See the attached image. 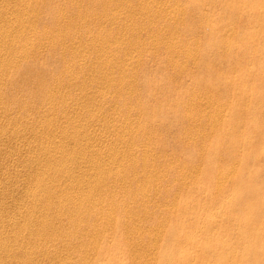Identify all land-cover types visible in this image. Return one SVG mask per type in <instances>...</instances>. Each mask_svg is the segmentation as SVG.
Listing matches in <instances>:
<instances>
[{"label":"rangeland","instance_id":"374dc122","mask_svg":"<svg viewBox=\"0 0 264 264\" xmlns=\"http://www.w3.org/2000/svg\"><path fill=\"white\" fill-rule=\"evenodd\" d=\"M2 1L3 0H1V2ZM4 1H6V0H4ZM7 1H9L10 3L9 2L8 3L7 2H3L2 3L3 7L0 8L1 10L5 9L7 11V10H10L11 8L13 10V8L20 7L24 3L23 0H21V1H18V0H16V1L15 0H7ZM13 1H15V5H14ZM56 1H57V3H56ZM73 1L74 0H71V1L70 0H60V3H59V0H55V2H54V0H51L52 4L54 6L53 8H51L48 5L49 3H51L50 0H46L45 2H42L41 0H36L32 4V6L33 7H37L36 5H38L37 8L40 10V13H41L38 16V22L36 23V28L37 27L39 28V29L37 28V31L38 32L40 31V32L43 33L46 30V31L50 32V31H53V28H54V30H56V29H58L59 27H62V26H63L62 28H65L66 25L68 27H74L75 26L74 23L76 24L77 19H75L76 17L74 18V15H72V14H75L77 12V10L79 9V11L84 12L88 16V20L87 21L86 20L83 21V22L86 23V25L88 24L87 26L89 27V30H88L89 31V35H87V37H90V35H91L90 31L91 30H92L91 31L92 35H93V33H97V32L103 33L102 35H104L106 33L108 35L111 34L110 35V36H112L110 38L111 39V43L114 44V42H115V44L111 45L110 51L112 49V52H110V53L113 54L114 51L118 50V52H115V53L117 55H119V56L122 55V54L124 55L123 51H126L130 55H135L137 57L139 55H141V56L138 57V58H140V60L138 59V61H137V59H136L134 61V63H136V64H134L135 66L140 64V66L138 67V73L133 74L131 79H130V76H131L130 73L129 74L127 73V75L125 74V76H128L127 80H132V81L136 82L135 83V87H137V86L139 87L140 86L139 89L141 91L139 90V95L136 94V97H135L136 99L132 97L133 94L131 93V91H125L126 95L128 97V101L130 100V96H131L130 102L127 101V102H125V104L123 103V105H122L121 102H124L122 99L119 100L120 102L119 101L117 102L118 104L115 101H111V103L106 104V106H102L103 107L102 108L100 106L101 104H96V103H100L99 101L101 99H98V102L96 101L95 103H93L94 101L90 102L85 97L84 101L87 104V108H89L90 110H91V108H93L91 111H94L96 109V107L98 106L99 107V108L97 107L98 110L96 109V111H94L93 113H96V114L98 113L97 114L98 116L101 114L100 117L102 119H104V117H102V115L104 114L106 116L105 119L108 120V118H109L110 120H112L111 121L112 122L111 125H114V124L117 125L118 124V126H120V125L122 126V125H125L124 122H126L127 118H125V121L123 119L115 121L113 119L114 118L113 115L114 114L116 115V113H118L122 109H124V108L129 106L128 108H130V110L132 108L131 112L133 113V114L130 115V117H131L130 120L132 119L131 121H132V123H134L133 126L135 127L138 124H139V126H145L147 124V119L149 118V116L148 115H144V113L141 114V115H136L135 110L136 109L138 110L139 104H141L142 102H150V103H152L155 99H160V98H161L162 103H164V104L165 103L167 104V102H169V105H167V106L165 105L164 106V108H166V110H165V113L163 114V116H161V118L156 120V126L157 127L155 126V130H156L155 133H158V134L153 133V135L156 136V137H154L151 133L148 134V136L150 138L152 137V139H154V144L145 145L146 144L145 140L144 139L141 140L140 138L134 141V147L136 148V149H134V152L136 150H140V152H142L141 149L143 150L145 148V146L149 145L147 147V149H148V153L150 152V154H148L149 157L148 156L147 157L149 158V162L152 163V164L149 163V166H151V165L153 166L155 164V160H156V164L153 167L151 166L149 169H148V167H149L148 166L147 169H145V173L144 174H142V173L138 174L139 176L138 175L137 176H132V174H130V179L131 180L130 179L127 180V183L125 185V189L124 188L122 189V187H124L122 182L121 183L120 182H115V180H116L115 178L116 177H114V179H113V176L109 178V180L112 181V182L109 183L108 187L110 186V188L113 191V193L114 192L115 193H114V195H110V193H108L109 194L108 197L110 196V198L114 202L117 201L118 204L119 203L120 204L123 203L122 207L126 204L123 207L124 211L126 212L128 210L131 213V217L135 218L134 220H135V222H137L136 226L139 224L138 225V229L140 230V233L142 234L141 235L142 237L140 236L138 238V239H141V240L138 241V243L141 244L139 246L143 247L142 249H144V250L150 249V247H151V250L153 252V255H151L153 258H151V256L148 257V258L146 257L147 259L145 258V260L142 262V264H144V262H146V260H147V264H154V263L155 264H160V258L162 257V255L164 254L165 251L168 254V256L172 255L177 260H184V258H186V259L190 258L191 259V260L189 259L190 260V264H264V246L259 241H254L253 239L248 238L249 236L251 237V236L258 235V234L260 235V234H263V232H264V223H263V221H264V209H263L264 195H260V194H257V193H254V194L250 193V190L252 188L251 186H253V185H254L253 187H256L258 189V191H255V192H261L264 189V138L262 137V134L264 135V113H262V111H261V107H262L261 99L264 100V82L262 81V76L260 75L261 74L260 72L262 70H264V9H262L260 7L253 8L254 7L253 3H251L249 5H244L243 4V5H240L241 6L240 12L236 13L238 11L237 10L235 12V14H232V15H235V16H233L234 18L228 19L227 10H225L223 8V6L220 5L219 3L214 4V3H211L209 0H197L199 5H198V8H196V9L194 8V6L192 4V0H187V1L186 0H183V1L182 0H179V1L178 0H171V1L167 0L166 2H165V0H163V1L159 0V5L163 6V3H166V4H164V8L166 9V6H167V11L168 12L164 13V15L161 14L162 17H160V15L158 17L155 16L156 19H154V17H149L148 14H146L144 12L142 13V11H140L141 14L139 12H136V14L132 15L133 14L131 12L132 8L128 7V6H129V4L130 5H138V4H140L139 1H138L139 3L136 4L137 3L136 0H129V1L127 0L125 5H123L120 2L114 3V5L111 6L112 8L109 7L110 9L108 8V9H106V11H105V9L103 10L104 7H101V5H99L98 3L94 2V1H93L94 3H92L91 0H84L82 2L78 1L75 5L72 3ZM107 1L109 2L110 0H106V3H107ZM131 1H132V3H131ZM145 1H147V0H145ZM151 1H153V0H150V2ZM156 1H158V0H156ZM178 2L181 5H178L179 4ZM19 3H20V5H19ZM40 3H42V5ZM78 3H80V4H78ZM172 3H174V4L177 3V4L174 5ZM233 3H236V2L232 1V4ZM7 4H9L8 5L9 7L7 6ZM62 4L64 5L63 8H62V6H63ZM117 4L118 5L120 4V7ZM171 4H172V6H170ZM46 5H48V7H50V9L49 8L47 9ZM121 5H123V6H121ZM75 6H78V7H75ZM96 6H98V7L100 6L102 9H99ZM113 6H115L114 8H116V9H114ZM181 6H184L185 10ZM202 6H203V8H202ZM55 7H56V10H54ZM117 7L120 8L121 11L119 9H117ZM170 7H171V9H170ZM172 7H173V9H172ZM42 8H44V9L42 10ZM72 8L74 9V11H72L73 10ZM181 8L184 10V12L181 11L182 10ZM67 9H68V11H67ZM82 9H84L86 11H84ZM126 9H127V11H126ZM175 9H179V10H175ZM12 10H11V12H12ZM63 10L65 12H63ZM129 10H131V11H129ZM172 10L177 11L179 13L181 12V13H180V15L178 13L179 16L177 15V17H175L176 15L174 13H172ZM103 11L104 12H108V14L104 13ZM116 11L117 12L118 11L121 12V14L119 12L117 13ZM124 11H126V12H124ZM170 11H171V13H170ZM8 12L11 13L10 11H8ZM61 12L65 13V19L61 20L60 22L59 21L58 22L55 21L56 20L55 18L60 17L59 15H60ZM73 12H75V13H73ZM92 12L94 14H96L95 12H97V13L100 12V13H104V14H106L108 16L111 13H112V15L117 13V16H119L120 19H122V20H120L121 22L119 21V24L118 23L112 24L110 22V25H109V21H107V20H105V22H107V23H105V22H102L104 20H100L99 21L98 19L92 18V15H94ZM128 12H129V14H128ZM203 12H204V14H203ZM9 13H8V15H10ZM52 13H54V14L52 15ZM58 13H59V15H58ZM183 13H185L184 17H182ZM232 13H234V12L232 11ZM69 14H71V15H69ZM143 14H145V16H143ZM8 15H7V17H8ZM11 15H13V14H11ZM112 15H110V16H112ZM122 15L125 16V17L123 16L124 19L121 17ZM128 15L132 16L134 19L130 18V16H128ZM139 15L140 16L142 15V16L139 17ZM192 15H193V17H192ZM127 16H128V18H127ZM12 17L14 18V16H12ZM181 17H182V19H181ZM203 17H205V18L203 19ZM1 18H3V20L6 21L5 20L6 18H4V17H1ZM90 18L93 19V20H90ZM150 18H152L153 20L152 19L149 20ZM226 18H227V20H226ZM126 19L127 20L129 19L128 21H130L131 19L132 20L130 22H127ZM208 19H209V21H208ZM3 20L0 21V24L2 23ZM48 20H50V21H48ZM142 20H144V21H142ZM214 20H215V22H214ZM4 21H3V23H4ZM167 21H169V22H167ZM205 21H206V23H205ZM79 22H81V21H79ZM83 22H82V24L85 25V23H83ZM100 22H102V23H100ZM149 22H151L153 24L151 25V23H149ZM163 22H164V25H163ZM181 22H182V24H181ZM69 23H70V25H68ZM98 23L100 24L99 27H97L99 25ZM146 23L150 24L153 28H151V26L148 27L146 25ZM160 23H162V24H160ZM103 24H105V27L103 26ZM123 24H128V25L125 26ZM139 24H141L142 26L139 25ZM224 24L228 28H231L233 26L231 34H228L226 31H225V33H223L224 30L223 31H219L218 30L219 26L220 25L224 26ZM53 25H54V27L52 28ZM56 25H58V26H56ZM158 25H160V26H158ZM165 25H167V27ZM108 26H109V28H108ZM119 26H122V27H119ZM138 26H139L140 29L143 28L141 30L139 29L140 33H138V31H137L138 30ZM156 26H158V27H156ZM193 26H194V28H193ZM101 27H102V29H99ZM125 27L126 28L128 27V28L126 29ZM161 27H162V29H161ZM206 27H208V28H206ZM97 28L99 29V31L97 30ZM115 28L118 29V30H116ZM148 28H150V29H148ZM183 28H185V29H183ZM195 29H196V33L194 34ZM103 30H105V33L103 32ZM120 30H121V32H120ZM123 30L124 31L126 30L128 32H123L124 35H121ZM37 31L33 30V32H32L30 30L27 33V35L28 36L31 35L30 37L32 38V35L33 34L35 35L34 32H37ZM70 31L73 32V34H74L75 31H78V29L75 30V31L70 29ZM110 31H111V33H110ZM113 31H116L118 33L115 34V32L113 33ZM130 32H131V34H130ZM148 32H150V33H148ZM168 32H170V33H168ZM173 32H175V33H173ZM178 32H179V34H178ZM198 32H199V34H198ZM214 32H219L217 36L223 38L224 41H228V40L233 41V43L235 45L232 43V45H233L232 46V54H228V52H226V51L221 52L223 50H220V51L214 50V52H216V56H215V53H213V51H212L213 49L207 48V46L205 44V40H207V37L211 33H214ZM76 34H74V36L78 37V35L79 36L81 35L80 31L76 32ZM118 34H120L121 37L122 36L123 37L121 38L120 35H118ZM148 34H150V35H148ZM152 34H153V36H152ZM173 34H175V35H173ZM181 34H183V35L181 36ZM186 34L190 35V36L188 35L187 39H186V37H187ZM34 35H33V41H34V43L36 45L33 44L32 48H31V51H30V53L32 55L31 56L32 58L29 57V56L28 57H24L23 55H21L22 58L20 56L17 57L18 56L17 54L13 55V54H11V52L9 54L8 53L6 54V56L8 55L9 57H12L11 55H13L14 58L12 57V59H14V60H16V58H19L17 60L19 62H21L20 63V68L22 67V68L25 69L29 65L32 66V67L34 66L35 67V68L33 67L34 70L37 69V71L40 68H46L47 71L49 73H51V74H54L57 71H59V69H61L62 73H61V71H59L57 73H59L58 75H60V74L62 75L63 72H64V68H65L64 64L65 63H66V66H68V64L69 63L71 64L72 61H73L72 63H74L75 61H77V63H78L79 61H81V59H84V58H88L89 60H91L90 59L91 57L88 54H87V56L83 54L81 57H80L79 54L76 55L77 57L74 55V57H75L74 58L69 53H67V51H65L64 49H63V51L66 52V53L62 52V50H61L62 47H59V48H56V49L52 48L49 45V41H50L49 39H45V40L40 39L41 42L40 41L38 42V40L35 41L36 37ZM113 35H115L114 38L116 40L113 38ZM125 35H127V37ZM131 35H133V36H131ZM135 35H136V38H134ZM160 35H161V37H160ZM163 35H164V37H163ZM166 35L168 37H170V38H167ZM197 35H198V37H196ZM128 36H130V38L132 37L131 38L132 40ZM87 37H86V39H83V44L82 45L84 46L86 44V46H84V49L91 47V45H96L98 43H101V41H102V39L100 40L99 38H95L96 40L91 39L92 42L93 41L94 42L97 41V42H95L96 44L95 43L91 44L92 42L91 43L89 42V41H91L90 38L87 39ZM142 37L144 38V40H143ZM154 37H155V39L156 38H159V39L161 38L162 40L161 39L160 40L156 39V43H155ZM181 37H182V39H180ZM189 37H191V38H189ZM124 38H126V39H124ZM201 38H202L203 41H201ZM97 39H99V42H98ZM117 39H118V41H117ZM119 39H122L121 40V42L123 41L122 43H124V40H125L126 43L123 44L124 47H131V48H134L136 50L132 49L134 51H130L128 48L126 50H123L124 48L120 49V45L122 43L120 42ZM70 40L71 39L65 40L66 42L68 41L69 43L67 42L68 46H66L67 43L65 42L63 48H65L66 50H70V48L71 49L74 48L75 51H78V50L80 51V49L84 50L82 48L83 46H81V43H82L81 40H80L81 43H78V41H79L78 39H77L78 41L73 39L74 40L73 42L70 41ZM85 40H87L86 43L84 42ZM152 40L154 41L153 44H152V42H153ZM178 40L179 41L181 40V41L179 42ZM75 41H77V42H75ZM129 41H131L133 44H131V42L129 43ZM138 41L141 42L143 45L139 43L140 44V46H139L138 45ZM163 41H165L168 45H169L170 42H174V43H176V45H179V47H181V51L183 49L184 50L182 52H180L177 55V57H174L173 60H170V57H169L170 56V54H169L170 52L168 50V45H165V42L163 43ZM185 41H187L188 44ZM117 42H120L121 44L117 43ZM196 42L199 45H195ZM43 44H46L47 46L43 45ZM73 44L75 45V47L76 46L77 47L75 48ZM78 44L80 46V49H79ZM134 44H135L136 47H134ZM88 45H90V46L88 47ZM118 45H119V47H118ZM184 45H185V47H184ZM137 46H139V47H137ZM164 46H165V48H164ZM152 47L153 48L155 47V48L153 49ZM77 48H78V50H76ZM143 48H145V49H143ZM190 48H191V51L192 50L193 51L198 50L196 52V56H197L196 61L191 60V59H187L186 52ZM57 49L60 50L61 52L58 51ZM158 49H159V52H158ZM185 49H186V51H185ZM56 50L58 51V54H57ZM148 50H149V52H148ZM167 50H168L169 53L167 52ZM136 51L138 53L139 52L140 53L139 54L135 53ZM142 51L144 53H142ZM163 51H164V53H163ZM189 51L190 50H188V52ZM150 52H151L152 55L150 54ZM152 52H155V54L152 53ZM204 52L208 53V57L203 58V56L201 54L204 53ZM54 53H55V55H54ZM62 53H63L64 56L62 55ZM35 54H36V56H35ZM68 54H69V57H68ZM160 54H162V55H160ZM180 54H181V56H180ZM167 55H168L169 58L167 57ZM210 55H211V57H210ZM33 56H35V57H33ZM50 56H52V58ZM59 56H61L62 58L59 57ZM53 57H55V60H53L54 59ZM58 57H59V59H57ZM141 57H142V60H141ZM198 57L200 58V60L198 59ZM65 58H66V61H68V60H70V61L66 62ZM76 58H77V60H74ZM166 58H167V60H166ZM185 59H186L187 65H186L185 62H183V63H185V65L182 64V61H185ZM201 59H203L204 62L206 61L207 63H203L202 62L203 60H201ZM57 60L59 61V63L57 62ZM125 60H123L124 62L121 61L117 65V67L120 66V65H123V64L125 65L126 64ZM209 60H210V62H209ZM212 60H214V61H212ZM64 61H65V63H64ZM139 61H141V62L138 64L137 62H139ZM178 62H180V64H182L183 67H185V71L182 72V73H179L180 71L177 72V70H181L182 69L180 67L178 68V65H179ZM191 62H193V63H191ZM233 62H235V64ZM201 63H203V64H201ZM205 64H207V66ZM0 65H1V63H0ZM58 67H60V68H58ZM154 67H155V69H154ZM166 67H168V68H166ZM14 69L15 68L7 69L6 71H9V72H8V75H7V73H4V74H6V76L4 74L0 75V77H2V76L4 77V79H3V77L0 78V83L2 82L0 84L1 85L0 86V91H1L0 95L3 96V97L0 96V100L5 102V103L3 102L4 105L2 106V108H4V110L0 107V111H1L0 112V129H1L0 131L9 132V131L13 130L14 127L15 128H17V127L18 128H22V121L25 120L24 119L25 117H26V119H28V118H31V116H32V118L33 117L35 118V117H39V116L41 117V115H42L43 118L41 117L40 120L49 117V116L46 115V112H45V110L43 108V107L46 106V105H44L45 101L43 102L40 98H37L38 99V101H37V99L33 96V94H30L31 92L32 93H36L37 92V90H34V89H36V87H34L35 84L34 85L32 84L33 85V90H32L31 89L32 85H30L31 84V80H29L30 78L28 79V78H26L24 76L20 77L18 72H17L18 68L15 69L16 71ZM169 69H170V71H169ZM216 69H217V71H216ZM77 70H78V67H77ZM77 70L74 71L75 75L78 74L77 72L80 70V68H79L78 71ZM94 70H96V69H94ZM94 70H92L91 74L92 73L94 74V72L96 73V71H94ZM107 70H108V72H111V70H112L111 74H113V72H114V74H113L114 76L110 74L112 77H116L117 76L116 78H118L122 74V73H118L119 70L117 68L116 69H113V68L110 69L109 68V69H106L105 71H107ZM37 71L35 70L34 73H32L34 76L36 75V77H37ZM194 71L195 72L197 71V72L195 73ZM82 72H86V70L83 71L81 69L77 76H80L82 78V75H84V73H82ZM218 72H220V73L218 74ZM119 74H120V76H119ZM230 75H231V77H230ZM168 76H170V77H168ZM185 76H186V78H185ZM10 77H11V79H10ZM133 77H134V79H133ZM178 77H180V78L178 79ZM205 77H206V79L211 77V81L213 83V85L211 87V90H212L213 94L220 95L222 100L219 102V104H216V105H214V104L211 105L210 104L209 107H207L208 105L201 106L200 104H198V101L196 102L197 104H194L193 102H190L189 103L190 107L186 106L187 109H185L184 113L182 115H180V116L176 115V113L178 111L175 112L176 111L175 109H177V104L181 102V96L177 97V95L174 96L171 93L169 94L168 91H166V90H161V89H157L156 88V87H158L160 85H164L165 83L166 84H172L178 90H180L182 92H185V91L194 92L192 94H195L196 97L200 96V97H198V99L202 98V99H204V101H207V103H209L208 101L210 100V98L203 91H201L199 89H195V86H194L196 81H197V79L200 81V80H202ZM7 78H9L12 81H10L9 79L7 80ZM189 78H190V80H189ZM230 78H233V79L231 80ZM27 79H28V81H26ZM3 80H4V83L6 82L5 85L3 84ZM8 81H9V83H8ZM17 81H18V83H17ZM148 81L151 83V85L149 87L150 89H147L146 85H145L146 82L148 83ZM159 81H160V83H159ZM204 81H206V80H203V82ZM13 82H14V84L15 83L19 84V82H21L20 83L21 85L20 86L18 85L20 87L19 91H18L17 85L16 84L14 85ZM244 82H245V86H244ZM7 83L8 84H10V83L13 84L14 88H12L11 84L8 85ZM88 84H89V82H88ZM6 85L8 86V88H6L7 87ZM89 86L93 87L92 84L91 85L89 84ZM74 87H75V85L73 87L69 88V92L67 90L68 88L64 89L66 95H70V94L72 96L79 95V94H77V93H79V92H77V91H79L78 87L76 86V90H75ZM179 87H180V89H179ZM222 87H223V89H222ZM144 88H145V90H144ZM255 88H256V93L251 91L252 89H255ZM1 89L2 90L10 89V90L8 91V94H7V91H2ZM15 89H16V92H15ZM25 91L28 94H26ZM64 91H62L63 94H64ZM228 91H229V93H228ZM4 92H6V93H4ZM112 92L115 93L114 89L112 90ZM128 92H130L131 94H129ZM14 93H16V97L14 96L15 95ZM111 93L109 92L107 94L108 98L110 96L109 94H111ZM11 94L12 95L14 94L13 97L9 96ZM7 95H8V97H6ZM71 95H70V97H72ZM30 96H33V97H30ZM150 96H151V98H150ZM17 97H18V99L20 98L19 100L22 103H20L19 100L16 99ZM169 97H171V100L168 99ZM205 97H207L208 99L205 98ZM12 98H14V99H12ZM30 98H31L32 101L29 100ZM33 99H35L36 101H33ZM37 102H39V103H37ZM258 102H260V103H258ZM28 103H29L30 106L28 105ZM90 103H92L93 105L90 104ZM263 103H264V101H263ZM33 104L34 105L37 104L38 106L35 105L37 108L35 106L31 107V105H33ZM40 104H41V106L43 105V107H41ZM171 104H173V105H171ZM21 105L24 106L25 108H23ZM25 105L28 106V108ZM119 105H122V106H119ZM220 105L223 106V107H221ZM111 106H112V109H111ZM39 107H41V108H39ZM114 107H115V109H114ZM117 107L120 110H118ZM216 107H217V110L218 109H220V110L224 109V112H223L224 117H222V119H221L222 122H221V120H219L217 122L214 121L213 122L214 125L213 124L212 125L214 127L218 128V129H226V128H228V126H230L228 124V122L232 119V126H230L231 127L230 131L233 132V129H234L238 133L237 134V141H238L237 145H238V147H237V150L235 152L236 154L234 153L232 159H230V160H228L226 158L225 154H221L219 156H216L217 154L215 153V151H210L211 147L215 148L213 146H215L217 142H219V144H223V145L224 144H228L230 142V140L229 139H225L226 136H223L222 138H220L217 135V133L214 131L215 129L213 128V126L211 124L205 122V121H196V122H193V123L188 121L189 120L188 118L190 116H197V115L206 114V116L210 117L213 112L217 111V110L215 111ZM188 108H190L189 111H188ZM22 109H23V111H21ZM34 109H35V111H34ZM100 109H102V110H100ZM24 111L26 112V114H25ZM28 111H30V113L32 115L30 113H28ZM100 111L102 113H100ZM185 111H186V113H185ZM248 111L255 112L256 113V117L249 116L247 114ZM6 112L8 113L7 115L5 114ZM15 112L17 114L16 116H14ZM23 112H24V115H23ZM258 113H260L259 116L257 115ZM185 114H188V115H185ZM12 115H13V117H12ZM112 116H113V118H111ZM9 117H10V119H8ZM182 117H183V119H182ZM87 118H88V116L86 117V119H85V117L84 118H82V117L81 118H75L77 121H73V123H72L73 126H72V124H71V126L69 125L70 128L74 127V125H77V124L80 125L79 124L80 121H81L80 122L81 125L82 124L83 125L88 124ZM142 118L145 119V122L143 121ZM12 119H13V121H12ZM83 119H84V121H83ZM37 120H39V119L37 118ZM78 120H79V122H78ZM110 120H108V121H110ZM253 121H255V122H253ZM76 122H78V123L76 124ZM143 122H144V124H143ZM161 122L165 126L164 125L162 126ZM172 122H173V124H172ZM179 122H181L180 125H179ZM187 122H190V123L187 124ZM182 123H183V125H185V127H183L181 125ZM215 123H217V124H215ZM193 124H196V126H194ZM19 125H20V127H19ZM36 125H40V124L36 123ZM170 125H171V127L169 128ZM177 125H179V126H177ZM181 126L185 129V132H184V129H183V131L181 130L182 129ZM252 126H254V129L260 127V130L262 132H254V131L248 132V130ZM105 127H108V126L107 125H105V126L100 125V126L95 127L96 129L92 127L91 129L94 130L93 131L94 133L91 132L92 130L90 129V132L93 135L94 134H96V135H104V140L105 139L107 140V141L105 140L106 142L104 141L105 149L103 147V149L105 150V151L104 150L103 151L106 153L105 156L107 154H109L111 151L112 152L110 154H113V153L117 154L116 152L119 151L118 154L122 155L124 153V151L130 150L129 146H125V147L122 146V148L121 149L118 148V150H115V148H113L116 152L114 150H112V145L115 146L116 144H118L120 137L118 135H116V134H111V131L108 130V128H106L108 130L107 131L105 129ZM136 127H138V126H136ZM160 128H162V129L160 130ZM179 128H180V130H179ZM103 129H104V131H103ZM164 129H165V132H164ZM170 129H172V131ZM71 130H73V128ZM106 131L108 133H105ZM198 132H200V133H198ZM82 133H83V131H82ZM181 133L184 134V135H182ZM109 135H111V136H109ZM179 136H182V137H179ZM241 136H244L245 139H242ZM246 137H247V139H246ZM160 141H161V143H160ZM179 141H180V143H179ZM223 142H225V143H223ZM109 144H111V145H109ZM6 145L9 147L12 144H11V142H5V143L0 142V165L3 162L2 165L0 166V171H1L0 172V181H2V182L4 181L5 182V180H6V183H4V182L0 183V194L1 195H3V194L5 195V196L3 195L4 196L3 198L0 197L1 199H3V200H0V202H2V203H0V213H1L0 214V216H1L0 220L2 222L3 221L5 222V220L8 221L9 218H7V217H11V215L15 216L14 212H15V214L19 213V211H21L22 209L27 207L25 204L28 205L30 203L31 199L33 200V198H31V197L30 198H26L28 196L25 194L26 190L29 187H31V185H32L31 178H27V176H22L23 173L24 174L26 173V171H27L26 169L27 168L23 167V164H22V167L17 168L18 165L14 166L13 165L14 162H11V161L7 160V158H8L7 156L9 155L8 153L10 151V147L8 148ZM108 146H111L110 149L108 148ZM4 148L7 149L8 152H6V150H4ZM106 149H109V153L106 152L107 151ZM3 151H5V152L2 154ZM258 153H260V154H258ZM261 153L263 154V156H261ZM137 154H138V157L140 156L138 158L139 161H140L139 165H141V167H142V165H143V162H141V161H143L142 160L143 156H141L142 153H137ZM210 154H212V155H210ZM248 154H258V155H260L259 156L260 158H259V160H256V161H253V159H251L248 162H245L243 160V158L246 155H248ZM152 155H153V157H152ZM1 158H3V159H1ZM4 158H6V159H4ZM153 158H155V160ZM152 160H154V162ZM232 160H234V161H232ZM157 162H159L160 164L157 163ZM225 164H227V165H225ZM160 165H161V167H160ZM214 166H216V169L219 168L217 170V173H219L218 175H217V173L210 172V169L214 168ZM141 167H139V168H141ZM152 168H153V170H152ZM155 168H157L156 171H155ZM22 169H23V171H22ZM224 169H225V171H224ZM146 170H149V171L147 172ZM115 171L116 170H113V172H115ZM150 171L153 172V175L149 176L148 173L152 174ZM162 171H163V173H162ZM145 175H146V177H145ZM4 176L10 177L11 179L10 178L6 179ZM114 176H116V174H114ZM147 176L149 178H147ZM138 177H139V179H138ZM150 178L152 179V184L151 185L148 183V180H146V179H150ZM157 178H158V180H157ZM7 180H9V181H7ZM129 181H131V182H129ZM220 181L221 182L224 181V182L221 183ZM29 182H31V183H29ZM28 183H29V185H28ZM113 183H114V185H113ZM148 184H149V186H148ZM218 184H220V186ZM251 184H253V185H251ZM141 185L144 186V187H141ZM145 185L148 186V188ZM197 185H198V190L196 189ZM20 186H21V188H20ZM155 186H156V188H155ZM204 186H205L206 189H202V187H204ZM216 186L218 187V190H216L217 189ZM24 189H25V191H23ZM2 190H3V192H2ZM18 190L21 191V193L23 192L22 196H21V193ZM115 190H117V191H115ZM148 190H150V191H148ZM238 190H240V191L238 192ZM28 191L29 190H27V193H28ZM156 193H157V196L155 195ZM13 194L17 198H15L13 196ZM175 194H177L178 196L175 195ZM10 195H11V197H14L15 199L11 198ZM141 195H143V196H141ZM146 195H148L149 197L146 196ZM6 197H8L7 200H6ZM143 197H144V200H143ZM26 199H29V200H26ZM151 199H152V201H151ZM225 199L228 200V201H226ZM14 200H17V202L14 201ZM216 200H217V202H216ZM13 201L17 205H19V207H17L16 204ZM220 202H222V203H220ZM3 203H4V205H3ZM21 204L23 206H26V207L20 206ZM1 205H3V206H1ZM187 206H191V208H190L191 211L190 212H187L184 216L177 214V209L185 208ZM106 208H104V210L101 211L102 214H104L107 211ZM7 211H9L10 213H8ZM2 213H4L5 215L2 214ZM37 213L39 214V212H37ZM124 213H119V212L115 213L114 217L117 218V219H120V218L124 217L126 220H128L127 217H125V215H127V214L124 215ZM228 213H230L229 215H231V217H232L230 221L228 219ZM6 215H7V217H6ZM146 216H147V218H146ZM163 216H164V218H163ZM164 219H166V220H164ZM2 222H0V224H3ZM66 222L67 221H65L63 223L62 228L67 229L66 226L69 223L68 222L66 223ZM94 222H95V224L97 223L96 220L91 219L90 223L93 224ZM259 222H260V224H259ZM24 223L26 224V222H24ZM32 225L33 224H31V226ZM34 225L36 227H34V226H32V227L34 229L37 228V225L36 224H34ZM97 225H100V221H98ZM12 227L13 226H11V228ZM102 227H103L102 225L99 226V228H100L99 229L100 238H102V236H103L102 233L103 232L106 233V235H109L107 239L102 241V246H104V247H106L108 245L111 246L114 243V241H115V239L113 238V234L116 232L115 228L111 229L110 226H106V225H105V229H104V227L103 228ZM4 228L3 229L1 228L2 231L0 229V231H1L0 235L1 236H2V232H5L7 234L9 233L6 236L12 237L13 240H15V239H17L19 237L18 238L20 240L19 243L23 240L22 236L18 232H17L18 234L16 236H14L16 234V231H18L17 228H19V226L17 228L15 227V229H12L13 231L10 230L11 229L10 227H6L7 229L9 228L8 230H5ZM125 228L126 227L120 228L118 230V233L122 234L123 232L126 231V232H128L129 236L132 237L133 236V231L135 229L131 232V230H129L128 228H126V230H125ZM159 229H162V231L159 230ZM9 230H10V232H9ZM158 231H160V232H158ZM12 232H14V234ZM111 233H112V239L110 237ZM159 233H160V235H157ZM3 236H4V233H3ZM154 236L157 238V240L155 239ZM148 237H150V238H148ZM189 237H191L190 240H189ZM86 238H90L92 240L91 236L90 237L87 236ZM32 240L33 239H31V242H32L31 245H33V241L35 239L33 241ZM86 240H87V243H89L88 242L89 239H86ZM91 240H89V241H91ZM101 240L102 239H100L99 242ZM194 240H195V242H194ZM38 241L39 240H37L35 242L39 243L40 241L39 242ZM136 241H137V239H136ZM26 242L28 243V241H23L24 245L25 246L29 245L30 242L28 244H26ZM53 242L54 241H52L50 243V245H52ZM59 242L60 243H58V240L56 241V243H58V245H57L58 248L60 247L59 246V244H60L61 245L60 249L62 251H64L65 245L63 243H61V241H59ZM56 243L54 242L53 244L56 245ZM90 244H92V243H90ZM147 244H148V247H147ZM209 244H210V247L206 248L207 250L204 252L203 251V247L205 245H209ZM31 245H29V248H31L30 247ZM21 246H22V244H21ZM104 247H102V248H104ZM235 248H236V250H235ZM27 249H28V247H27ZM17 251H18V249H17ZM69 252H71V254L70 253L69 254L65 253V255H67V256L70 255L69 257H73L75 262L81 260V257L84 256V254L82 252H78V254H76L77 251H73V250H70ZM39 253H41V254H39ZM2 254L3 253H2V249H1V256L4 257V259H1V257H0L1 263H2V260H3L2 264H14L15 262H16L15 264H23V262H25L27 264V262L30 260L29 259L27 261V259L28 258H32L34 256V254H35V256H37L36 258H38L39 255L43 256L42 254L45 255L46 253H42L41 251L38 250L37 252L34 251V254L32 256L30 254L28 256V254L27 253L25 254V251L22 248H20V250L17 253H15V254H17V255H15V257H12V258L10 257V259L14 258L12 260V263L10 262L11 260H9L6 256H3ZM18 254H20L21 257ZM79 255L81 257H79ZM203 255H206V258H204ZM16 256L17 257L19 256L21 259L18 257V260H17ZM22 256H24V257H22ZM48 256H49V258H47ZM48 256L47 257H46V255L43 256V259H44V257H46L45 260L49 259L48 261L47 260L46 261L42 260V257H40L39 260L38 259H34L33 263L35 262L34 264H37L38 263L37 261H40L41 263L39 262L38 264H43L42 261H44V263L46 262L45 264H50V263H47V262H51V264H55V263L56 264H61V262H59V260H58L59 258L56 259L58 263L56 262V260H54L55 262L53 263V261H51L52 259L50 260V258H52L51 254L48 255ZM5 257L9 261L8 260L6 261ZM64 257H66V256H64ZM15 258H16V260H15ZM92 259H94V258H92ZM5 261H6V263H5ZM13 261H15V262H13ZM17 261H19L20 263H18ZM128 262L130 263V261L128 259H125L124 262H119V263L115 259L110 261L111 264H127ZM168 264H173V263L170 262Z\"/></svg>","mask_w":264,"mask_h":264},{"label":"bare ground","instance_id":"6f19581e","mask_svg":"<svg viewBox=\"0 0 264 264\" xmlns=\"http://www.w3.org/2000/svg\"><path fill=\"white\" fill-rule=\"evenodd\" d=\"M16 1V0H15ZM15 1L14 2V5H15ZM18 1H21V0H18ZM24 3L22 6L20 7H15L10 9V10H1L0 9V21L3 20V18L1 17H4L6 18L3 23L4 24H0V75H3L4 73H7L8 75V72L9 71H6L7 69H13V68H18L17 69V72L19 74L20 77L24 76L26 78H30L29 80H31V84L30 85H34V87H36V89L34 90H37L36 93H30V94H33V96L37 99V98H40L43 102L45 101V104L46 105L45 107H43V105L40 106L44 108L45 112H46V115L49 116L48 118H45V119H41V117H33L31 116V118H28L26 119V117L24 118L25 120L22 121V128H15L9 132H6V131H0V142H11V146L10 147V151H9V155L7 156V160L11 161V162H14V166L18 165L17 168L19 167H22V164H23V167L27 168L25 171L26 173L22 176H27V178H31V182H32V185L31 187H29L27 190L28 193H27V190H26V195L28 197L26 198H33V200L31 199L30 203L27 205L25 204L26 206H23L22 204L20 206H23V207H26L24 209H22L21 211H19V213H16L14 212V215H11V217H6L9 218L8 221L5 220V222L1 221L3 224H0V229L4 228L5 230H8L6 227H10L13 226L10 230L12 229H15V227L17 228L19 226L18 231H16V234L14 236H16L18 233L22 236V246L21 244L19 243V237L15 240H13L12 237H9V236H6L8 235L7 233L5 232H2V236L0 235V257L1 259H4V257L1 256V249H2V255L3 256H6L9 260H11L10 262L12 263V260L14 259H10V257H15V253H17L20 248H22L24 251H25V254L27 253L28 256L29 254L32 256L34 254V251L37 252L38 250L41 251L42 253H46V257L48 255L51 254L52 258H50L51 261H53V263L55 262L54 260L58 259L59 262H61V264H111L110 261L115 259L118 263L119 262H124L125 259H128L130 261L131 264H142V262L145 260V258L147 257H150L151 255H153V252L151 250V247L150 249H142L143 247H140L139 245H141L140 243H138L139 240L141 239H138L142 234L140 233V230L138 229V225L136 226V223L135 222V218L131 217V213L127 210L126 212L124 211L123 207L126 205H123V203H119L116 201L114 202L110 196L108 197V193H110V195H114L113 191L111 190L110 186L108 187L109 183H111L112 181L109 180L110 177L113 176V179L114 177H116L115 179V182H122L123 186L122 189L124 188L125 189V185L127 183V180L130 179V174H132V176H137L138 174H144L145 173V169H147V167L149 166V156L148 154H150V152L148 153V149L147 147L149 146H145V148L147 149H141L142 152H140V150H136L134 152V149H136L134 147V141L137 140V139H144L146 144H154V139H152V137L150 138L148 136L149 133H151L153 135V133L156 132L155 130V126H156V120H158L159 118H161V116H163V114L165 113V110L166 108H164V106L166 105H169V102H167V104L165 103H162L161 101V98L160 99H155L152 103L150 102H142L141 104H139V108L138 110L136 109L135 112H136V115H141L144 113V115H148L149 118L147 119V124L145 126H138V127H134L132 123V119L130 120V115L133 114L131 111H132V108L130 110V108L126 107L124 109H122L121 111H117L118 113H116V115L114 114V118L113 116L111 118H113L115 121L117 120H124L125 121V118L126 119V122L125 125H120L118 126L117 125H111L112 124V120H110L108 118V121L107 119H105V115L103 114L102 117H104V119H102L100 117V113H102L100 111V115L98 116L96 113H93L94 111H96V109L94 111H91L93 108H91V110L89 108H87V104L86 102L84 101V98L86 97L90 102L91 101H94L93 103H95L96 101L98 102V99H101L99 102L100 103H96V104H101L100 106H106V104L108 103H111V101H115L116 103L119 101V100H123L124 102H121L122 105L123 103L125 104V102L128 101V97L126 95V92L125 91H131V93L133 94L132 97L135 98L136 97V94L139 95V88L140 86L138 87H135V83L134 81L132 80H127V77L128 76H125V74L127 75V73L131 74L130 76V79L131 77L133 76V74H136L138 73V67L140 66V62H137L139 65L135 66L134 64V61L137 59L140 60V58H138L137 56L135 55H130L128 52L126 51H123L124 52V55H117L115 52H118V50L114 51V53H110L112 52V49L110 51V47L113 43H111V37L110 35H108L107 33L102 35L103 33L101 32H97V33H93L92 35V30L90 31L91 35L90 37H87V35H89V27L86 25L85 22L83 21H87L88 20V16L82 12V11H79V9L77 10V12H73L75 14H72L74 15V18L77 19V22L76 24L74 23V27H68L66 25L65 28H62V27H59L58 29L54 30V25L52 26L53 28V31H46L45 32H38L37 31V28H36V23L38 22V16L40 13V10L37 8L38 5H36L37 7H33L32 4L36 1V0H23ZM42 2H45L46 0H41ZM71 1V0H70ZM78 1H84V0H74L72 3L75 5ZM98 3L99 5H101V7H104L103 10L105 9H108L109 7H111L112 5H114V3H117V2H120L122 3L123 5L126 4V1L127 0H110L109 2L107 1L106 3V0H91L92 3L94 2ZM129 1V0H128ZM138 4L140 2V4L138 5H130L128 7H131L132 8V11L130 13L132 15L136 14V12H139L142 11V13H146L148 14L149 17H154V19H156L155 16H159L162 17V15H164V13H167V6H166V9L164 8V4L166 3H163V6L162 5H159V0L156 1V0H153L150 2V0H136ZM139 1V2H138ZM160 1H163V0H160ZM167 0H165L166 2ZM171 1V0H170ZM179 1V0H178ZM183 1V0H182ZM181 1V2H182ZM187 1V0H186ZM211 3H214V4H217L219 3L220 5L223 6V8L225 10H227L228 12V19L230 18H234L233 16L235 15H232V14H235L240 12V8L241 6L240 5H249L251 3H253L254 7L253 8H262L264 9V0H209ZM232 1L233 2H236V3H233L232 4ZM3 2H9V1H2L0 0V8L3 7L2 3ZM38 2V1H37ZM40 2V1H39ZM51 2V0H50ZM53 2V1H52ZM49 3L48 5L53 8V4ZM55 2V0H54ZM67 2V1H66ZM80 2V3H81ZM87 2V1H86ZM205 2V1H204ZM10 3V2H9ZM47 3V2H46ZM57 3V1H56ZM59 3H60V0H59ZM58 3V4H59ZM78 3V4H80ZM132 3V1H131ZM170 3V2H169ZM179 3V2H178ZM17 4V3H16ZM22 4V3H21ZM42 5V3H40ZM44 4V3H43ZM65 4V3H64ZM71 4V3H70ZM69 4V5H70ZM85 4V3H84ZM87 4V3H86ZM91 4V3H90ZM174 4V3H172ZM172 4L170 6H172ZM177 4V3H175ZM174 4V5H175ZM192 4L194 6V8H198V1L197 0H192ZM5 5V4H4ZM9 4H7L8 6ZM20 5V3H19ZM47 6V9L50 7ZM63 5V4H62ZM118 5V4H117ZM121 5V6H123ZM128 5V4H127ZM178 5H181L180 3ZM190 5V4H189ZM60 6V5H59ZM79 6V5H78ZM78 6H75V7H78ZM89 6V5H88ZM120 7V4L118 5ZM155 6V7H154ZM219 6V5H218ZM9 7V6H8ZM11 7V6H10ZM64 7V5L62 6V8ZM73 7V6H72ZM84 7V6H83ZM86 7V6H85ZM98 7V6H96ZM100 6L98 7L99 9H102ZM115 6H113L114 8ZM127 7V6H126ZM174 7V6H173ZM172 7V9H173ZM183 9H184V6H181ZM246 7V6H245ZM7 8V7H6ZM68 8V7H67ZM71 8V7H70ZM74 8V7H73ZM72 8V9H73ZM112 8V7H111ZM125 8V7H124ZM169 8V7H168ZM179 8V7H178ZM181 8V9H182ZM189 8V7H188ZM187 8V9H188ZM203 8V6H202ZM9 9V8H8ZM44 8H42L43 10ZM65 9V8H64ZM76 9V8H75ZM89 9V8H88ZM94 9V8H93ZM110 9V8H109ZM116 9V8H114ZM117 9L120 10V8L117 7ZM171 9V7H170ZM181 10L184 12V10ZM12 10V12H11ZM54 10H56V7L54 8ZM60 10V9H59ZM58 10V11H59ZM84 10V9H82ZM113 10V9H112ZM175 10H179V9H175ZM203 10V9H202ZM201 10V11H202ZM8 11H10L11 13H9ZM51 11V10H50ZM68 11V9H67ZM74 11V9L72 10ZM86 11V10H84ZM102 11V10H101ZM121 11V10H120ZM127 11V9H126ZM124 11V12H126ZM191 11V10H190ZM193 11V10H192ZM196 11V10H195ZM232 11L234 13H232ZM52 12V11H51ZM63 12H65L63 10ZM61 12L60 15L58 13V15L60 17L58 18H55L56 20L55 21H61V20H64L65 19V13ZM104 12V11H103ZM114 12V11H113ZM117 12V11H116ZM115 12V13H116ZM119 12V11H118ZM117 12V13H118ZM224 12V11H223ZM222 12V13H223ZM8 13L11 15H8ZM68 13V12H67ZM71 13V12H70ZM84 13V14H83ZM93 13V12H92ZM96 14L92 15V18L94 19H98L99 21L100 20H104L102 22H105V20L109 21V25H110V22L112 24H116L118 23L119 24V21L122 20L120 19L119 16H117V13L112 15V13L110 15L112 16H108L106 14H108V12H104V13H100V12H95ZM110 13V12H109ZM121 14V12H119ZM123 13V12H122ZM171 13V11H170ZM172 13H174L177 17L178 13L177 11H174L172 10ZM181 13V12H180ZM179 13V15H180ZM199 13V12H198ZM221 13V14H222ZM44 14V13H43ZM54 13H52L53 15ZM129 14V12H128ZM141 14V13H140ZM162 14V15H161ZM187 14V13H186ZM201 14V13H200ZM204 14V12H203ZM202 14V15H203ZM8 15V17H7ZM71 15V14H69ZM119 15V14H118ZM126 15V14H125ZM178 15V16H179ZM183 15V16H182ZM181 16L184 17L185 13H183ZM12 16H14V19ZM27 16V17H26ZM44 16V15H43ZM124 15H122L121 17L124 19L123 17ZM130 16V15H128ZM127 16V18H128ZM142 16V15H141ZM139 15V17H141ZM143 16H145V14H143ZM220 16V15H219ZM68 17V16H67ZM167 17V16H166ZM174 17V16H173ZM181 17V19H182ZM193 17V15H192ZM191 17V18H192ZM202 17V16H201ZM237 17V16H236ZM251 17V16H250ZM14 20H13V19ZM41 18V17H40ZM70 18V17H69ZM130 18H133L132 16H130ZM148 18V17H147ZM205 17H203L204 19ZM223 18V17H222ZM53 19V18H52ZM68 19V18H67ZM134 19V18H133ZM152 18H150L149 20H151ZM189 19V18H188ZM224 19V18H223ZM90 20H93L90 18ZM127 20V19H126ZM129 20V19H128ZM127 22H130L128 21ZM137 20V19H136ZM148 20V19H147ZM153 20V19H152ZM160 20V19H159ZM201 20V19H200ZM221 20V19H220ZM227 20V18H226ZM50 21V20H48ZM70 21V20H69ZM81 21V22H79ZM134 21V20H133ZM144 21V20H142ZM141 21V22H142ZM156 21V20H155ZM154 21V22H155ZM164 21V20H163ZM188 21V20H187ZM194 21V20H193ZM197 21V20H196ZM203 21V20H202ZM209 21V19H208ZM223 21V20H222ZM221 21V22H222ZM63 22V21H62ZM75 22V21H74ZM85 23V25L82 24ZM98 22V21H97ZM96 22V23H97ZM100 22V23H102ZM121 22V21H120ZM125 22V21H124ZM138 22V21H137ZM147 22V21H146ZM152 22V21H151ZM149 22V23H151ZM157 22V21H156ZM169 22V21H167ZM184 22V21H183ZM204 22V21H203ZM215 22V20H214ZM88 23V22H87ZM107 23V22H105ZM132 23V22H131ZM135 23V22H134ZM133 23V24H134ZM144 23V22H143ZM178 23V22H177ZM201 23V22H200ZM206 23V21H205ZM228 23V22H227ZM39 24V23H38ZM99 24V23H98ZM153 23H151L152 25ZM162 24V23H160ZM166 24V23H165ZM180 24V23H179ZM182 24V22H181ZM189 24V23H188ZM193 24V23H192ZM226 24V23H225ZM224 24V26H219L218 30L219 31H223V33H225V31L228 33V34H231L232 33V27L231 28H228L226 27ZM59 25V24H58ZM56 25V26H58ZM64 25V24H63ZM70 25V23L68 24ZM92 25V24H91ZM102 25V24H101ZM121 25V24H120ZM123 25H128V24H123ZM141 25V24H139ZM146 25L149 27L151 26L150 24H147ZM163 25H164V22H163ZM169 25V24H168ZM197 25V24H196ZM195 25V26H196ZM199 25V24H198ZM210 25V24H209ZM231 25V24H230ZM233 25V24H232ZM94 26V25H93ZM92 26V27H93ZM100 24L97 26L99 27ZM103 26L105 27V24H103ZM102 26V27H103ZM135 26V25H134ZM142 26V25H141ZM145 26V25H144ZM160 26V25H158ZM156 26V27H158ZM167 27V25H165ZM191 26V25H190ZM99 28V29H102ZM103 27V28H104ZM112 27V26H111ZM118 27V26H117ZM116 27V28H117ZM119 27H122V26H119ZM129 27V26H128ZM127 27V28H128ZM163 27V26H162ZM161 27V29H162ZM91 28V27H90ZM109 28V26H108ZM115 28V29H116ZM126 28V27H125ZM126 28V29H127ZM133 28V27H132ZM131 28V29H132ZM151 28H153L151 26ZM194 28V26H193ZM199 28V27H198ZM208 28V27H206ZM228 28V29H227ZM39 29V28H38ZM50 29V28H49ZM70 29L72 30H77L80 31V36L78 35L77 36H74V34H76V32L78 31H75V33L73 34V32L70 31ZM92 29V28H91ZM99 29L97 28V30L99 31ZM121 29V28H120ZM134 29V28H133ZM139 26H138V33H140V30L143 29L141 28L139 30ZM150 29V28H148ZM160 29V30H161ZM164 29V28H163ZM185 29V28H183ZM202 29V28H201ZM37 31V32H34L35 33V41L38 40V42L40 41V39L42 40H45V39H49V45L50 47L52 48H59V47H62V52L63 49L65 51H67V53H69L72 57H74V55H80V57L84 54L87 56L90 55V59L89 60L88 58H84V59H81V61H79L77 63V61H75L74 63L71 62V64L69 63L68 66H66V58H65V61H64V65H65V68H64V72L63 74L61 75H58L59 71H61V69H59V71H57L56 73L54 74H51L47 71L46 68H40L38 69H35L37 71V77L36 75L34 76L32 73H34V68L32 66H28L27 68H20V63L17 59L19 58H16V60L12 59L13 55L14 54H17L16 56L17 57H21V55H23L24 57H31V48H32V45L35 44L34 41H33V35H32V38L30 36L27 35V33L29 31ZM68 30V31H67ZM96 30V31H97ZM106 30V29H105ZM105 30H103V32L105 33ZM113 30V29H112ZM118 30V29H116ZM136 30V29H135ZM152 30V29H151ZM159 30V31H160ZM165 30V29H164ZM131 31V30H130ZM146 31V30H145ZM150 31V30H149ZM156 31V30H155ZM179 31V30H178ZM95 32V31H94ZM108 32V31H107ZM115 32V34H117L118 32L116 31H113V33ZM121 32V30H120ZM123 32H128V31H122V34L121 35H124ZM151 32V31H150ZM148 32V33H150ZM188 32V31H187ZM193 32V31H192ZM191 32V33H192ZM111 33V31H110ZM146 33V32H145ZM144 33V34H145ZM155 33V32H154ZM166 33V32H165ZM170 33V32H168ZM175 33V32H173ZM184 33V32H183ZM196 33V29H195V32L194 34ZM219 32H214V33H211L208 37H207V40H205V44L207 46V48H211L213 49V53H215V56H216V52H214V50L216 51H220V50H223L221 52H228V54H232V43L233 41H224L223 38L221 37H218ZM222 33V34H223ZM118 34V35H120ZM131 34V32H130ZM129 34V35H130ZM133 34V33H132ZM143 34V33H142ZM179 34V32H178ZM199 34V32H198ZM77 35V34H76ZM120 35V37H121ZM150 35V34H148ZM157 35V34H156ZM155 35V36H156ZM175 35V34H173ZM183 34H181L182 36ZM188 35L189 34H186V39L188 38ZM115 35H113V38H114ZM127 37V35H125ZM124 36V37H125ZM133 36V35H131ZM153 36V34H152ZM190 36V35H189ZM194 36V35H193ZM236 36V35H235ZM93 39V40H96L95 38H99L100 40L102 39L101 43H98L96 44L95 42L97 41H89L91 44L95 43L96 45H91V47H89L90 45H88L89 48H85L84 49V46H86V44L83 46V39ZM117 37V36H116ZM123 37V36H122ZM121 37V38H122ZM130 38V36H128ZM144 37V36H143ZM142 37V38H143ZM161 37V35H160ZM164 37V35H163ZM167 38H170L166 35ZM177 37V36H176ZM175 37V38H176ZM198 37V35L196 36ZM119 38V37H118ZM132 38V37H131ZM130 38V39H131ZM134 38H136V35L134 36ZM174 38V37H173ZM191 38V37H189ZM68 39H71L70 41H74L73 39L77 40L78 43H81V46H83L82 49H80V46H79V49L80 51L78 50V48L76 50L78 51H75V49H71L70 50H66L64 47V43L66 42L65 40H68ZM99 39L98 42H99ZM115 39V38H114ZM126 39V38H124ZM129 39V40H130ZM140 39V38H139ZM155 39V37H154ZM157 40L159 38H156ZM156 39H155V43H156ZM161 39V38H160ZM159 39V40H160ZM182 39V37L180 38ZM184 39V38H183ZM195 39V38H194ZM229 39V38H228ZM32 40V41H31ZM81 40V42H80ZM116 40V39H115ZM114 40V41H115ZM120 42L122 39H119ZM132 40V39H131ZM144 40V38H143ZM148 40V39H147ZM151 40V39H150ZM162 40V39H161ZM168 40V39H167ZM197 40V39H196ZM195 40V41H196ZM75 41V42H77ZM87 40H85L84 42L86 43ZM118 41V39H117ZM136 41V40H135ZM153 41V40H152ZM166 41V40H165ZM163 41V43L165 42ZM170 41V40H169ZM172 41V40H171ZM179 41V40H178ZM181 41V40H180ZM179 41V42H180ZM183 41V40H182ZM189 41V40H188ZM192 41V40H191ZM201 41L202 38H201ZM235 41V40H234ZM41 42V41H40ZM44 42V41H43ZM68 42V41H67ZM66 42V43H67ZM120 42H117V43H120ZM123 42V41H122ZM121 42V43H122ZM131 41H129L130 43ZM144 42V41H143ZM167 42V41H166ZM165 42V45H168L167 43ZM176 42V41H175ZM187 44L188 42L185 41ZM193 42V41H192ZM200 42V41H199ZM236 42V41H235ZM69 43V42H68ZM68 43L66 46H68ZM88 43V42H87ZM111 43V44H110ZM120 43V44H121ZM124 43L125 40H124ZM124 43H122L120 45V49L124 48L123 50H126L127 48L130 50V51H134L136 49L134 48H131V47H124ZM142 44L141 42L138 41V45L140 46V44ZM148 43V42H147ZM146 43V44H147ZM154 43V41L152 42V44ZM178 43V42H177ZM184 43V42H183ZM182 43V44H183ZM190 43V42H189ZM75 44V43H74ZM73 44V45H74ZM89 44V43H88ZM115 44V42H114ZM113 44V45H114ZM131 44H133L131 42ZM130 44V45H131ZM151 44V43H150ZM234 44V43H233ZM36 45V44H35ZM43 45H46V44H43ZM42 45V46H43ZM118 45V47H119ZM129 45V44H128ZM143 45V44H142ZM186 45V44H185ZM184 45V47H185ZM195 45H199L196 44ZM235 45V44H234ZM41 46V47H42ZM47 46V45H46ZM117 46V45H116ZM137 46V47H139ZM150 46V45H149ZM153 46V45H152ZM155 46V45H154ZM159 46V45H158ZM34 47V46H33ZM71 47V46H70ZM75 47V45H74ZM77 47V46H76ZM75 47V48H76ZM115 47V46H114ZM134 47L135 44H134ZM142 47V46H141ZM187 47V46H186ZM198 47V46H197ZM45 48V47H44ZM116 48V47H115ZM148 48V47H147ZM146 48V49H147ZM153 48V47H152ZM155 48V47H154ZM153 48V49H154ZM158 48V47H157ZM165 48V46H164ZM36 49V48H35ZM34 49V50H35ZM51 49V48H50ZM69 49V48H68ZM117 49V48H116ZM134 49V50H132ZM145 49V48H143ZM160 49V48H159ZM159 49H158V52H159ZM210 49V50H211ZM236 49V48H235ZM33 50V51H34ZM53 50V49H52ZM58 50V49H57ZM56 50V51H57ZM73 50V51H72ZM109 50V51H108ZM150 50V49H149ZM148 50V52H149ZM156 50V49H155ZM169 50V52H168ZM168 50L167 52L170 54V60H173L174 57H177V55L182 52L181 51V47H179V45H176V43L174 42H170L169 45H168ZM188 50H190L188 52ZM186 54H187V59H191V60H194L196 61V52L198 50H195V51H191V48L188 49ZM209 50V49H208ZM242 50V49H241ZM40 51V50H39ZM44 51V50H43ZM50 51V50H49ZM55 51V50H54ZM60 51V50H58ZM58 51H57V54H58ZM120 51V50H119ZM129 51V52H130ZM152 51V50H151ZM186 51V49H185ZM211 51V52H212ZM248 51V50H247ZM13 54L11 55L12 57H9L8 55L6 56V54L10 53ZM61 52V51H60ZM40 53V52H39ZM52 53V52H51ZM66 53V52H64ZM132 53V52H131ZM135 53H138L137 51ZM140 53V52H139ZM138 53V54H139ZM142 53H144L142 51ZM155 54V52H152ZM164 53V51H163ZM53 54V53H52ZM69 54H68V57H69ZM151 54V52H150ZM168 54V55H169ZM182 54V53H181ZM180 54V56H181ZM200 54V53H199ZM211 54V53H210ZM55 55V53H54ZM61 55V54H60ZM63 55V53H62ZM137 55V54H136ZM152 55V54H151ZM162 55V54H160ZM164 55V54H163ZM167 55V57H168ZM203 56V58L205 57H208V53L207 52H204L201 54ZM36 56V54H35ZM33 56V57H35ZM53 56V55H52ZM52 56H50L52 58ZM64 56V55H63ZM143 56V55H142ZM148 56V55H147ZM157 56V55H156ZM185 56V55H184ZM218 56V55H217ZM263 56V55H262ZM61 57V56H59ZM59 57L57 59H59ZM77 57V56H76ZM79 57V56H78ZM79 57V58H80ZM84 57V56H83ZM82 57V58H83ZM159 57V56H158ZM161 57V56H160ZM168 57V58H169ZM211 57V55H210ZM247 57V56H246ZM14 58V57H13ZM22 58V57H21ZM32 58V57H31ZM55 60V57H53ZM62 58V57H61ZM75 58V57H74ZM154 58V57H153ZM229 58V57H228ZM251 58V57H250ZM70 59V58H69ZM72 59V58H71ZM126 59V60H125ZM198 59L200 60V58L198 57ZM207 59V58H206ZM210 59V58H209ZM74 60H77L74 59ZM125 60L126 64L124 65H120L117 67V65L121 62ZM141 60H142V57H141ZM167 60V58H166ZM178 60V59H177ZM190 60V61H191ZM203 60V59H201ZM208 60V59H207ZM215 60V59H214ZM212 60V61H214ZM225 60V59H224ZM70 60L66 61V62H69ZM162 61V60H161ZM217 61V60H216ZM57 62L59 63V61L57 60ZM124 62V61H123ZM185 62L186 63V59L185 61H182V64L185 65ZM203 63H207L206 61L204 62V60L202 61ZM210 62V60H209ZM222 62V61H221ZM231 62V61H230ZM163 63V62H162ZM173 63V62H172ZM171 63V64H172ZM177 63V62H176ZM193 63V62H191ZM201 63V64H203ZM235 64V62H233ZM178 68H182L181 70H177V72L179 73H182L185 71V67H183L182 64H180V62H178ZM222 64V63H221ZM187 65V63H186ZM192 65V64H191ZM207 66V64H205ZM217 65V64H216ZM239 65V64H238ZM61 66V65H60ZM201 66V65H200ZM203 66V65H202ZM205 66V67H206ZM63 67V66H62ZM61 67V68H62ZM77 67H78V70L80 68V70L82 69L83 71L86 70V72H82L84 73V75H82V78L80 76H77L79 74V71L77 70ZM172 67V66H171ZM60 68V67H58ZM96 70H94V69ZM118 69V73H124L123 75L119 74L120 77L116 78V77H112L111 75L114 74H111V72H108L105 71L106 69ZM142 68V67H141ZM145 68V67H144ZM153 68V67H152ZM168 68V67H166ZM170 68V67H169ZM14 69V70H15ZM105 69V70H104ZM155 69V67H154ZM198 69V68H197ZM249 69V68H248ZM63 70V69H62ZM78 71L77 75L74 74V71ZM92 70L96 71V73L94 72V74L92 72ZM140 70V69H139ZM247 70V69H246ZM6 71V72H5ZM13 71V70H12ZM11 71V72H12ZM16 71V70H15ZM170 71V69H169ZM205 71V70H204ZM217 71V69H216ZM16 72V73H17ZM195 72V71H194ZM197 72V71H196ZM195 72V73H196ZM62 73V71H61ZM76 73V72H75ZM176 73V72H175ZM220 72H218L219 74ZM261 76H262V81L264 82V70H262L260 72ZM111 74V75H110ZM198 74V73H197ZM222 74V73H221ZM6 76V74H4ZM89 75V76H88ZM145 75V74H144ZM172 75V74H171ZM247 75V74H246ZM11 76V75H10ZM114 76V75H113ZM175 76V75H174ZM173 76V77H174ZM188 76V75H187ZM190 76V75H189ZM195 76V75H194ZM3 77V76H2ZM0 77V78H2ZM136 77V76H135ZM160 77V76H159ZM170 77V76H168ZM231 77V75H230ZM6 78V77H5ZM177 78V77H176ZM180 77H178L179 79ZM186 78V76H185ZM237 78V77H236ZM245 78V77H244ZM4 79V77H3ZM9 78H7L8 80ZM11 79V77H10ZM9 79V80H10ZM13 79V78H12ZM28 79L26 81H28ZM134 79V77H133ZM146 79V78H145ZM169 79V78H168ZM231 80L233 78H230ZM260 79V78H259ZM2 80V79H1ZM21 80V79H20ZM140 80V79H139ZM190 80V78H189ZM203 80H206L203 82ZM12 81V80H10ZM89 84L93 85L92 86H89ZM136 81V80H135ZM208 81V82H207ZM211 81V77H209L208 79L203 78L202 80H198L196 81L195 83V89H199L201 91H203L209 98L210 100L208 101L209 103H207V101H204V99L200 98L198 99V97L195 96V94H192L194 92H188V91H185V92H182L180 90H178L174 85L172 84H164V85H160L158 87H156L157 89H161V90H166L168 91V93L172 94V95H177V97L181 96V102L177 104V109H175L177 112L176 115L177 116H180L184 113V110L187 109V107H190L189 103L190 102H193L194 104H197L196 102L198 101V104H200L201 106H204V105H208L207 107H209V105H216V104H219V102L222 100L221 96L220 95H215L213 94L212 90H211V87L213 85L212 81ZM15 82V81H14ZM13 82V84H14ZM23 82V81H22ZM33 82V83H32ZM143 82V81H142ZM168 82V81H167ZM250 82V81H249ZM2 83V82H1ZM0 83V84H1ZM9 83V81H8ZM7 83V84H8ZM12 83V82H11ZM10 83V84H11ZM18 83V81H17ZM17 87H18V91H19V86L21 85L19 82V84H17ZM160 83V81H159ZM192 83V82H191ZM3 84L5 85L6 82L4 83V80H3ZM8 84V85H10ZM12 85V88H14L13 86L15 85ZM53 84V85H52ZM142 84V83H141ZM19 85V86H18ZM33 85H32V90H33ZM75 85V90H76V86L78 87V90L77 94L79 95H76V96H71L70 95H66L64 89H67L68 92H69V88L73 87ZM82 85V86H81ZM140 85V84H139ZM146 88L147 89H150V85L151 83L148 81V83L146 82ZM249 85V84H248ZM1 86V85H0ZM7 86V85H6ZM144 86V85H143ZM192 86V85H191ZM244 86H245V82H244ZM11 87V86H10ZM9 87V88H10ZM218 87V86H217ZM238 87V86H237ZM8 88V86L6 87ZM4 89V88H3ZM114 89L115 93L112 92V90ZM143 89V88H142ZM180 89V87H179ZM213 89V88H212ZM223 89V87H222ZM230 89V88H229ZM242 89V88H241ZM2 90V89H1ZM10 89H7V90H2V91H7V94H8V91ZM14 90V89H13ZM24 90V89H23ZM66 90V91H67ZM145 90V88H144ZM243 90V89H242ZM27 91V90H26ZM25 91V92H26ZM62 91H64V94L62 93ZM141 91V90H140ZM148 91V90H147ZM252 92L256 93V88L255 89H252L251 90ZM1 92V91H0ZM13 92V91H12ZM11 92V93H12ZM15 92H16V89H15ZM30 92V91H29ZM74 92V91H73ZM111 93L109 94V98L107 97V94L108 93ZM202 92V93H203ZM234 92V91H233ZM6 93V92H4ZM114 93V94H113ZM129 94H131L130 92H128ZM229 93V91H228ZM10 94V93H9ZM15 94V95H14ZM13 95L16 97V93H14ZM26 94H28L26 92ZM35 94V95H34ZM113 94V95H112ZM13 95H9V96H12ZM198 95V94H197ZM201 95V94H200ZM2 96V95H0ZM5 96V95H4ZM28 96V95H27ZM33 96H30V97H33ZM69 96V97H68ZM3 97V96H2ZM8 97V95L6 96ZM14 97V98H15ZM10 98V97H9ZM8 98V99H9ZM12 98V99H14ZM151 98V96H150ZM207 98V97H205ZM229 98V97H228ZM18 99V97L16 98ZM20 99V98H19ZM18 99V100H19ZM136 99V98H135ZM138 99V98H137ZM168 99L171 100V97H169ZM208 99V98H207ZM240 99V98H239ZM17 100V101H18ZM31 100V98L29 99ZM130 100H131V96H130ZM130 100L128 102H130ZM224 100V99H223ZM22 101V100H21ZM32 101V100H31ZM33 101H36L35 99H33ZM38 101V99H37ZM261 111L262 113H264V103H263V99H261ZM4 101H1L0 100V107L2 108V106L4 105L3 104ZM20 102V100H19ZM120 102V101H119ZM5 103V102H4ZM22 103V102H20ZM26 103V102H25ZM24 103V104H25ZM39 103V102H37ZM89 103V102H88ZM132 103V102H131ZM224 103V102H223ZM260 103V102H258ZM32 104V103H31ZM43 104V103H42ZM92 104V103H90ZM118 104V103H117ZM27 105V104H26ZM25 105V106H26ZM29 105V103H28ZM37 105V104H35ZM34 104L31 105V107L35 106ZM93 105V104H92ZM91 105V106H92ZM122 105H119V106H122ZM134 105V104H133ZM173 105V104H171ZM22 106V105H21ZM30 106V105H29ZM38 106V105H37ZM136 106V105H135ZM138 106V105H137ZM221 106V105H220ZM7 107V106H6ZM9 107V106H8ZM23 108H25L24 106H22ZM28 108V106H26ZM36 107V106H35ZM39 107V108H41ZM95 107V106H94ZM196 107V106H195ZM212 107V106H211ZM223 107V106H221ZM10 108V107H9ZM21 108V107H20ZM26 108V109H27ZM30 108V107H29ZM37 108V107H36ZM38 108V109H39ZM99 108V107H98ZM103 108V107H102ZM118 108V107H117ZM193 108V107H192ZM4 110V108H2ZM16 109V108H15ZM33 109V108H32ZM31 109V110H32ZM37 109V110H38ZM111 109H112V106H111ZM115 109V107H114ZM134 109V108H133ZM168 109V108H167ZM8 110V109H7ZM10 110V109H9ZM14 110V109H13ZM19 110V109H18ZM17 110V111H18ZM25 110V109H24ZM30 110V111H31ZM40 110V109H39ZM98 110V109H97ZM102 110V109H100ZM118 110H120L118 108ZM190 110V108H188V111ZM217 110V107L215 109V111ZM20 111V110H19ZM23 111V109L21 110ZM26 111V110H25ZM24 111V112H25ZM30 111H28V113H30ZM35 111V109H34ZM134 111V110H133ZM194 111V110H193ZM212 111V110H211ZM1 112V111H0ZM5 112V111H4ZM12 112V111H11ZM24 112H23V115H24ZM32 112V111H31ZM38 112V111H37ZM223 112H224V109L223 110H220L218 109L216 112H213L212 115L210 117L206 116V114L204 115H197V116H190L188 119V121L190 122H196V121H205L209 124H213V122H217L219 120L222 119V117H224L223 115ZM39 113V112H38ZM37 113V114H38ZM44 113V112H43ZM186 113V111H185ZM190 113V112H189ZM6 115L8 114L7 112L5 113ZM26 114V112H25ZM31 114V113H30ZM41 114V113H40ZM107 114V113H106ZM197 114V113H196ZM247 114L249 116H253V117H256V113L253 112V111H248ZM16 112L14 114V116H16ZM32 115V114H31ZM143 115V116H144ZM185 115H188V114H185ZM258 116L260 115V113L257 114ZM2 116V115H1ZM46 116V117H47ZM88 116L87 120H88V124L86 125H81V121L79 122L80 125H78L76 122L77 125H74V127H71V124L73 123V121H77L75 118H84L86 119V117ZM3 117V116H2ZM13 117V115H12ZM11 117V118H12ZM18 117V116H17ZM186 117V116H185ZM16 118V117H15ZM22 118V117H21ZM37 118L39 120H37ZM43 118V117H42ZM140 118V117H139ZM138 118V119H139ZM10 119V117L8 118ZM75 119V120H74ZM91 119V120H90ZM143 119V118H142ZM181 119V118H180ZM183 119V117H182ZM181 119V120H182ZM225 119V118H224ZM241 119V118H240ZM131 122H130V121ZM13 121V119H12ZM16 121V120H15ZM19 121V120H18ZM38 121V122H37ZM84 121V119H83ZM114 121V122H115ZM138 121V120H137ZM143 121L145 122V119H143ZM162 121V120H161ZM237 121V120H236ZM243 121V120H242ZM87 122V121H86ZM85 122V123H86ZM143 122V124H144ZM190 122H187V124H189ZM222 122V120H221ZM255 122V121H253ZM36 123H39L40 125H36ZM84 123V124H85ZM123 123V124H124ZM181 122H179V125H180ZM198 123V122H197ZM202 123V122H201ZM142 124V125H143ZM162 124V122H161ZM170 124V123H169ZM173 124V122H172ZM206 124V123H205ZM217 124V123H215ZM228 124L230 126H232V119L228 122ZM11 125V124H10ZM70 125V126H69ZM100 125H107L108 127H105L108 128V130L111 131V134H116L120 137L119 139V143L116 144L115 146L112 145V150H114L113 148H115V150H118L122 148V146H129L130 150H127V151H124V153L121 154H118V152H115L113 154H110L109 153V149L111 146H108L109 149H106L109 154H107L105 156V147H104V135H96V134H92L91 132H93L94 130L91 129L92 127L95 128L97 126H100ZM164 124H162L163 126ZM177 125V126H179ZM183 127H185V125H183V123L181 124ZM194 126H196V124H193ZM214 125V124H213ZM212 125V126H213ZM73 126V124H72ZM165 126V125H164ZM181 126V127H182ZM208 126V125H207ZM228 126V128L226 129H218L216 127L213 126V128L215 129L214 131L217 133V135L222 138L223 136H226L225 139H229L230 142L228 144H219V142L216 143L215 148H210V151H215V153L217 154L216 156H219L221 154H225L226 158L228 160L232 159L233 157V154L236 152L237 150V131H235L233 129V132L230 131L231 127ZM20 127V125H19ZM157 127V126H156ZM171 127V125L169 126V128ZM182 127V131H183V128ZM235 127V126H234ZM233 127V128H234ZM73 128V130H71ZM100 128V127H99ZM167 128V127H166ZM90 129L92 130L90 132ZM96 129V128H95ZM98 129V128H97ZM162 128H160L161 130ZM190 129V128H189ZM1 130V129H0ZM7 130V129H6ZM107 130V129H106ZM107 130V131H108ZM172 131V129H170ZM178 130V129H177ZM180 130V128H179ZM193 130V129H192ZM83 131V133H82ZM96 131V130H95ZM101 131V130H100ZM104 131V129H103ZM105 132V133H108V132ZM158 131V130H157ZM262 132L260 130V127L258 128H255L254 129V126H252L248 132ZM164 132H165V129H164ZM180 132V131H179ZM184 132H185V129H184ZM213 132V131H212ZM94 133V132H93ZM163 133V132H162ZM183 133V132H182ZM181 133V134H182ZM200 133V132H198ZM155 134H158V133H155ZM177 134V133H176ZM179 134V133H178ZM210 134V133H209ZM107 135V134H106ZM184 135V134H182ZM203 135V134H202ZM111 136V135H109ZM154 136V135H153ZM156 137V136H154ZM178 137V136H177ZM179 137H182V136H179ZM262 137L264 138V135L262 134ZM106 138V137H105ZM200 138V137H199ZM242 139H245L244 136H241ZM247 139V137H246ZM163 140V139H162ZM181 140V139H180ZM195 140V139H194ZM223 140V139H222ZM107 141V140H106ZM105 141V142H106ZM156 141V140H155ZM164 141V140H163ZM165 142V141H164ZM115 143V142H114ZM161 143V141H160ZM180 143V141H179ZM225 143V142H223ZM163 144V143H162ZM103 145V146H102ZM108 145V144H107ZM111 145V144H109ZM137 145V144H136ZM142 145V144H141ZM203 145V144H202ZM7 146V145H6ZM139 146V145H138ZM154 146V145H153ZM158 146V145H157ZM184 146V145H183ZM2 147V146H1ZM8 147V146H7ZM8 147V148H9ZM104 147V149H103ZM133 147V148H132ZM155 147V146H154ZM263 147V146H262ZM117 148V149H116ZM128 148V147H127ZM132 148V149H131ZM2 149V148H1ZM124 149V148H123ZM138 149V148H137ZM151 149V148H150ZM153 149V148H152ZM184 149V148H183ZM202 149V148H201ZM4 150L7 151V149L4 148ZM9 150V149H8ZM104 150V151H103ZM125 150V149H124ZM160 150V149H159ZM167 151V150H166ZM165 151V152H166ZM5 151L2 152V154L4 153ZM152 152V151H151ZM162 152V151H161ZM137 153H142L141 156H143L141 162H143V165L141 167V165H139V157H138V154ZM5 154V155H6ZM236 154V153H235ZM260 154V153H258ZM258 154H248L246 155L243 160L245 162H248L249 160L253 159V161H256V160H259V156ZM212 155V154H210ZM148 156V157H147ZM261 156H263V154L261 153ZM153 157V155H152ZM151 158V157H150ZM156 158V157H155ZM155 158H153L155 160ZM219 158V157H218ZM3 159V158H1ZM6 159V158H4ZM154 160H152L154 162ZM164 160V159H163ZM4 161V160H3ZM222 161V160H221ZM234 161V160H232ZM237 161V160H236ZM231 162V161H230ZM3 163V162H2ZM1 163V165H2ZM7 163V162H6ZM159 163V162H157ZM172 163V162H171ZM193 163V162H192ZM244 163V162H243ZM141 164V163H140ZM152 164V163H150ZM155 164H156V160H155ZM154 164V165H155ZM160 164V163H159ZM219 164V163H218ZM217 164V165H218ZM221 164V163H220ZM228 164V163H227ZM225 164V165H227ZM0 165V166H1ZM153 165V166H154ZM168 165V164H167ZM6 166V165H5ZM4 166V167H5ZM8 166V165H7ZM152 166V165H151ZM149 166L148 169L151 167ZM152 166V167H153ZM181 166V165H180ZM229 166V165H228ZM12 167V166H11ZM10 167V168H11ZM141 167V168H139ZM161 167V165H160ZM16 168V167H15ZM14 168V169H15ZM192 168V167H191ZM198 168V167H197ZM231 168V167H230ZM233 168V167H232ZM236 168V167H235ZM157 168H155V171H156ZM219 168L216 169V166H214V168H211L210 169V172H213V173H217V170ZM223 169V168H222ZM221 169V170H222ZM21 170V169H20ZM113 170H116L115 172H113ZM153 170V168H152ZM23 171V169H22ZM147 172L149 170H146ZM158 171V170H157ZM160 171V170H159ZM225 171V169H224ZM223 171V172H224ZM1 172V171H0ZM9 172V171H8ZM151 172V171H150ZM7 173V172H6ZM20 173V172H19ZM116 174V176H114V174ZM152 174L148 173L149 176L150 175H153V172H151ZM163 173V171H162ZM196 173V172H195ZM205 173V172H204ZM147 174V173H146ZM147 174V175H148ZM219 173H217L218 175ZM5 175V174H4ZM7 175V174H6ZM19 175V174H18ZM189 175V174H188ZM139 176V175H138ZM166 176V175H165ZM227 176V175H226ZM6 179L10 178V177H6L4 176ZM12 177V176H11ZM19 177V176H18ZM21 177V176H20ZM146 177V175H145ZM144 177V178H145ZM147 178H149L147 176ZM152 178V177H151ZM146 179L148 180V183L151 185L152 184V179ZM156 178V177H155ZM164 178V177H163ZM11 179V178H10ZM25 179V178H24ZM139 179V177H138ZM240 179V178H239ZM238 179V180H239ZM2 180V179H1ZM5 180V179H4ZM131 180V179H130ZM158 180V178H157ZM9 181V180H7ZM139 181V180H138ZM229 181V180H228ZM2 181H0L1 183ZM4 182V181H3ZM2 182V183H3ZM29 182V183H31ZM131 182V181H129ZM142 182V181H141ZM189 182V181H188ZM219 182V181H218ZM221 182V181H220ZM224 182V181H223ZM221 182V183H223ZM6 183V180L5 182ZM28 183V185H29ZM147 183V182H146ZM186 183V182H185ZM220 183V184H221ZM12 184V183H11ZM15 184V183H14ZM26 184V183H25ZM129 184V183H128ZM137 184V183H136ZM148 184V186H149ZM154 184V183H153ZM220 184H218L220 186ZM114 185V183H113ZM130 185V184H129ZM144 185V184H143ZM147 185V184H146ZM145 185V186H146ZM217 185V186H218ZM253 185V184H251ZM13 186V185H12ZM132 186V185H131ZM148 186H146L148 188ZM216 186V187H217ZM254 186V185H253ZM251 186V190H250V193H257V194H260V195H264V189L261 191V192H255V191H258V189L256 187H253ZM8 187V186H7ZM18 187V186H17ZM24 187V186H23ZM127 187V186H126ZM141 187H144L141 185ZM12 188V187H11ZM15 188V187H14ZM13 188V189H14ZM21 188V186H20ZM118 188V187H117ZM152 188V187H151ZM156 188V186H155ZM159 188V187H158ZM19 189V188H18ZM196 189L198 190V185L196 187ZM202 189H206L205 186L202 187ZM143 190V189H142ZM218 190V187L217 189ZM215 190V191H216ZM6 191V190H5ZM19 191V190H18ZM25 191V189L23 190ZM117 191V190H115ZM127 191V190H126ZM146 191V190H145ZM150 191V190H148ZM201 191V190H200ZM204 191V190H203ZM240 190H238L239 192ZM3 192V190H2ZM1 192V193H2ZM11 192V191H10ZM17 192V191H16ZM21 193V191H19ZM141 192V191H140ZM144 192V191H143ZM5 193V192H4ZM13 193V192H12ZM23 193V192H22ZM21 193V196L23 195ZM155 193V192H154ZM176 193V192H175ZM178 193V192H177ZM209 193V192H208ZM3 194V193H2ZM144 194V193H143ZM4 195V194H3ZM3 195L0 194V197H4ZM116 195V194H115ZM119 195V194H118ZM134 195V194H133ZM149 195V194H148ZM146 195V196H148ZM154 195V194H153ZM157 196V193L155 194ZM177 195V194H175ZM7 196V195H6ZM13 196L15 197V195L13 194ZM143 196V195H141ZM145 196V197H146ZM178 196V195H177ZM11 197V195H10ZM14 197H11V198H14ZM113 197V196H112ZM149 197V196H148ZM147 197V198H148ZM225 197V196H224ZM8 197H6V200H7ZM17 198V197H15ZM14 198V199H15ZM21 198V197H20ZM176 198V197H175ZM24 199V198H23ZM123 199V198H122ZM0 200H3L0 198ZM25 200V199H24ZM26 200H29V199H26ZM138 200V199H137ZM143 200H144V197H143ZM226 200V199H225ZM17 202V200H14ZM13 201V202H14ZM152 201V199H151ZM208 201V200H207ZM228 201V200H226ZM11 202V201H10ZM127 202V201H126ZM168 202V201H167ZM173 202V201H172ZM217 202V200H216ZM2 203V202H0ZM15 203V202H14ZM20 203V202H19ZM125 203V202H124ZM158 203V202H157ZM191 203V202H190ZM222 203V202H220ZM16 204V203H15ZM162 204V203H161ZM164 204V203H163ZM168 204V203H167ZM204 204V203H203ZM217 204V203H216ZM228 204V203H227ZM4 205V203H3ZM1 205V206H3ZM7 205V204H6ZM13 205V204H12ZM138 205V204H137ZM171 205V204H170ZM17 207H19V205L16 204ZM108 206V207H107ZM154 206V205H153ZM172 206V205H171ZM174 206V205H173ZM206 206V205H205ZM108 209H107V208ZM135 207V206H134ZM137 207V206H136ZM152 207V206H151ZM200 207V206H199ZM15 208V207H14ZM104 208H106V212L104 214H102L101 211L104 210ZM128 208V207H127ZM139 208V207H138ZM191 206H187L185 208H179L177 209V214L178 215H182L184 216L187 212H190ZM145 209V208H144ZM200 209V208H199ZM263 209H264V200H263ZM2 210V209H1ZM148 210V209H147ZM146 210V211H147ZM153 210V209H152ZM221 210V209H220ZM4 211V210H3ZM10 211V210H9ZM9 211H7L8 213H10ZM134 211V210H133ZM145 211V210H144ZM39 212V214L37 213ZM124 213L127 214L125 215V217H127L128 220H126L124 217L123 218H120V219H117L114 217V214L115 213ZM37 213V214H36ZM133 213V212H132ZM135 213V212H134ZM1 214V213H0ZM4 214V213H2ZM213 214V213H212ZM211 214V215H212ZM230 213H228V219L229 221L231 220V215H229ZM5 215V214H4ZM133 215V214H132ZM138 215V214H137ZM142 215V214H141ZM3 217V216H2ZM5 217V218H6ZM168 217V216H167ZM1 218V216H0ZM6 218V219H7ZM147 218V216H146ZM164 218V216H163ZM57 221H56V220ZM91 219H94L96 220V222L98 223V221H100V225H97V223L95 224V222L93 224L90 223ZM3 220V219H2ZM162 220V219H161ZM166 220V219H164ZM67 221L69 224L66 226L67 229L65 228H62V225L63 223ZM137 221V220H136ZM190 221V220H189ZM26 222V224L24 223ZM66 222V223H67ZM144 222V221H143ZM166 222V221H165ZM261 222V221H260ZM259 222V224H260ZM24 223V224H23ZM65 223V224H66ZM193 223V222H192ZM205 223V222H204ZM264 223V221H263ZM31 224H33L32 226L36 227L34 224L37 225V228H33L31 226ZM161 224V223H160ZM103 226L104 229H105V225L106 226H110V228H115V233L113 234V238L115 239L114 243L110 246H102V241L107 239L109 235H106V233H102V238H100V231H99V226ZM65 226V225H64ZM163 226V225H162ZM102 227V228H103ZM128 228L129 230H131V232L133 231V236H129L128 232H123L122 234H119L118 233V230L120 228ZM164 227V226H163ZM201 227V226H200ZM213 227V226H212ZM229 227V226H228ZM101 228V229H102ZM125 228V230H126ZM162 228V227H161ZM178 228V227H177ZM208 228V227H207ZM1 229V231H2ZM16 229V230H17ZM149 229V228H148ZM9 230V232H10ZM162 231V229H159ZM0 231V232H1ZM13 231V230H12ZM102 231V230H101ZM128 231V230H127ZM259 231V230H258ZM257 231V232H258ZM8 232V231H7ZM15 232V231H14ZM14 232H12L14 234ZM18 232V233H17ZM150 232V231H149ZM160 232V231H158ZM3 233H4V236H3ZM180 233V232H179ZM195 233V232H194ZM193 233V234H194ZM11 234V233H10ZM209 234V233H208ZM12 235V234H11ZM10 235V236H11ZM19 235V236H20ZM132 235V234H131ZM157 235H160L157 234ZM13 236V235H12ZM13 236V237H14ZM87 236H91L92 237V240L90 238H86ZM218 236V235H217ZM110 237L112 239V233L110 234ZM142 237V236H141ZM155 237V236H154ZM192 237V236H191ZM189 237V240L190 238ZM15 238V237H14ZM97 238V239H96ZM150 238V237H148ZM161 238V237H160ZM159 238V239H160ZM206 238V237H205ZM248 238L250 239H253L254 241H259L263 246H264V232L263 234H258V235H255V236H249ZM31 239H35L33 241V245L32 242H31ZM82 239V240H81ZM86 239H89L91 241L88 240L89 243H87V240ZM102 239L100 242L99 240ZM137 239V241H136ZM155 239L157 240V238L155 237ZM30 240V241H29ZM35 242V241H37ZM58 240V243H60L59 241H61V243H63L65 245V249L64 251H62L60 249L61 245L59 244V248H58V243H56V241ZM84 240V241H83ZM196 240V239H195ZM194 240V242H195ZM23 241H28L29 245H31L29 248V245L25 246ZM54 241L56 243L52 245H50V243ZM93 241V242H92ZM95 241V242H94ZM228 242V241H227ZM26 242V244H28ZM92 243V244H90ZM154 243V242H153ZM173 243V242H172ZM187 244V243H186ZM226 244V243H225ZM247 245V244H246ZM146 246V245H145ZM155 246V245H154ZM184 246V245H183ZM190 246V245H189ZM2 247V248H1ZM28 247V249H27ZM104 247V248H102ZM147 247H148V244H147ZM196 247V246H195ZM210 247V244L209 245H205L203 247V251L205 252L207 249L206 248H209ZM63 248V247H62ZM182 248V247H181ZM227 248V247H226ZM18 249V251H17ZM142 249V250H141ZM247 249V248H246ZM262 249V248H261ZM17 252H16V251ZM70 250H73V251H77L76 254H78V252H82L84 254L83 257H81L79 255V257H81V260L79 261H74V258L73 257H69L67 255H65V253L67 254H71V252H69ZM225 250V249H224ZM236 250V248H235ZM15 251V252H14ZM22 252V251H21ZM24 254V253H23ZM38 254V253H37ZM41 254V253H39ZM48 254V255H47ZM205 254V253H204ZM20 255V254H18ZM43 256H45L44 254H42ZM213 255V254H212ZM25 256V255H24ZM22 256V257H24ZM27 256V257H28ZM35 256V254H34ZM32 257V258H28L27 259V264H34L33 263V260L34 259H38L40 257H42V260H45L46 257H44L43 259V256H38V258H36L37 256L35 257ZM66 256V257H64ZM155 256V255H154ZM204 258H206V255H203ZM211 256V255H210ZM214 256V255H213ZM5 257V258H6ZM17 257V256H16ZM19 257V256H18ZM18 257H17V260H18ZM21 257V255H20ZM19 257V258H20ZM64 257V258H63ZM6 258V261L8 260ZM49 258V256L47 257ZM94 258V259H92ZM146 258V259H147ZM151 258H153L151 256ZM0 259V260H1ZM21 259V258H20ZM25 259V258H24ZM78 259V258H77ZM190 258L186 259L184 258V260H177L174 256L170 255L168 256V254L166 253V251L164 252V254L162 255V257L160 258V264H168V263H173V264H190ZM8 260V261H9ZM16 260V258H15ZM26 260V259H25ZM47 260V259H46ZM45 260V261H46ZM49 260V259H48ZM47 260V261H48ZM5 261V263H6ZM20 261V260H19ZM19 261H17L18 263H20ZM24 261V260H23ZM37 261V260H36ZM153 261V260H152ZM217 261V260H216ZM15 262V261H13ZM38 263L40 261H37ZM57 262V260H56ZM2 263H3V260H2ZM1 261H0V264H2ZM16 263V262H15ZM14 263V264H15ZM22 263V262H21ZM25 262H23L24 264ZM37 263V264H38ZM41 263V262H40ZM43 264L44 261H42ZM47 263H50L51 262H47ZM58 263V262H57ZM129 262L127 264H130ZM219 263V262H218ZM26 264V263H25ZM56 264V263H55ZM144 264H147V260L146 262H144ZM155 264V263H154Z\"/></svg>","mask_w":264,"mask_h":264}]
</instances>
